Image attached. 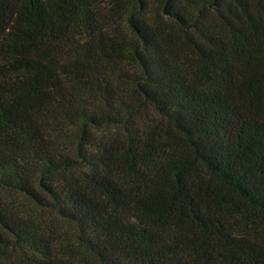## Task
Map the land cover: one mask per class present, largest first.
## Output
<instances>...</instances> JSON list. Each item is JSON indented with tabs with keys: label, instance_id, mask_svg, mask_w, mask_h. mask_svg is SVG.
Listing matches in <instances>:
<instances>
[{
	"label": "trees",
	"instance_id": "1",
	"mask_svg": "<svg viewBox=\"0 0 264 264\" xmlns=\"http://www.w3.org/2000/svg\"><path fill=\"white\" fill-rule=\"evenodd\" d=\"M0 264H264V0H0Z\"/></svg>",
	"mask_w": 264,
	"mask_h": 264
},
{
	"label": "rangeland",
	"instance_id": "2",
	"mask_svg": "<svg viewBox=\"0 0 264 264\" xmlns=\"http://www.w3.org/2000/svg\"><path fill=\"white\" fill-rule=\"evenodd\" d=\"M196 173H197V175L199 177H203L205 179H210L209 178V175L205 171H203V170H200L199 169ZM46 216H48L49 218H56V216H55L54 213L52 214V213L46 212Z\"/></svg>",
	"mask_w": 264,
	"mask_h": 264
}]
</instances>
